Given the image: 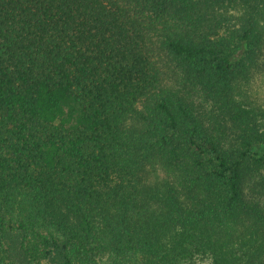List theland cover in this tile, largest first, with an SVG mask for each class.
I'll return each instance as SVG.
<instances>
[{
    "label": "trees",
    "instance_id": "16d2710c",
    "mask_svg": "<svg viewBox=\"0 0 264 264\" xmlns=\"http://www.w3.org/2000/svg\"><path fill=\"white\" fill-rule=\"evenodd\" d=\"M0 264H264V0H0Z\"/></svg>",
    "mask_w": 264,
    "mask_h": 264
}]
</instances>
